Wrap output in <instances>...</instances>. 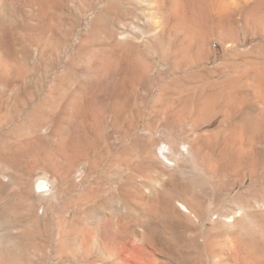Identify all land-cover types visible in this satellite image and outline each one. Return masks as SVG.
Here are the masks:
<instances>
[{"label":"rangeland","instance_id":"rangeland-1","mask_svg":"<svg viewBox=\"0 0 264 264\" xmlns=\"http://www.w3.org/2000/svg\"><path fill=\"white\" fill-rule=\"evenodd\" d=\"M24 1L0 0V264H93L110 199L191 264H264V0Z\"/></svg>","mask_w":264,"mask_h":264},{"label":"bare ground","instance_id":"bare-ground-1","mask_svg":"<svg viewBox=\"0 0 264 264\" xmlns=\"http://www.w3.org/2000/svg\"><path fill=\"white\" fill-rule=\"evenodd\" d=\"M26 1H27V4L28 3L31 4L30 6H32V4L33 5L36 4V5H38V7H44L45 5H47V7H48V5H50V8H52V5H54L55 6V9L53 6L54 10H58V9L63 10V8H64L63 5L60 3L61 1L59 2V0L57 2H54V4L52 2L53 0H51V1L49 0L51 2V4H47L48 0H26ZM26 1H24V2L26 3ZM54 1H56V0H54ZM156 7H158V6H156ZM131 15H132V11L128 10V9L127 10L118 9V11L114 14V16L116 17V21L118 19H119V21H121V20L125 19V17L131 16ZM228 15H226V17ZM154 21H155L154 22L155 26H159L161 21H163V20L160 21V18L159 19L156 18V20H154ZM124 26H126V25L124 24ZM263 26H264V22L262 24V27ZM136 29L137 28H131V32L133 34H136L138 32L137 34H139V31ZM154 31L157 32L158 29L154 30ZM143 37L144 36H142V39H143ZM254 79H255V77H254ZM259 88H260V86H259ZM259 88H257V90H255L256 91L255 95L257 96V98L262 99V101L264 103V87H263V85H261L260 90H259ZM165 148L166 147L159 149V152H158L159 157L160 158L163 157L165 160H169L170 157L173 155H172L171 151H169ZM180 153L181 154L183 153L187 156L188 155L187 148L185 146H182L180 149ZM165 160H163L164 163H165ZM124 179L128 183L135 181V179L132 175H127L124 177ZM121 181H123V180L119 179L118 183H120ZM159 185H160V182L156 181V182H154V185H151V186L157 187ZM45 186H47V183L44 181H40V182L38 181L36 183V188H38V189H41ZM154 187H150V188L146 187V190L151 191L152 188H154ZM110 200H111L110 204L104 203L102 205L103 206L102 209H98L96 206L92 207L94 212L102 213L101 215L104 216V220L102 221L101 225H99V227H98V233H97L96 238L94 239L95 241L93 244L97 250L98 258H100V260L98 258L95 259L97 261H95L93 264H95L96 262L100 263V264H128L127 263L128 260L134 261V259L136 262H133V263H135V264H160V262H161L160 260L158 261L155 258H153L154 259L153 260L152 256H149V255H162V256H165V258L167 257L169 260L176 259L177 262L178 261L180 262V264H191V257H190V255H187L186 251L191 246L193 249H198L199 246L195 241H192L191 243L186 242L180 236L168 237L166 230L160 224L155 222L154 220H149V221L148 220H146V221L141 220L140 221L139 217H138V219H136L137 218L136 217L135 219L128 220L130 216L124 215L122 213L123 211L120 212V210H116V209L114 211V207H115L113 205L114 201L112 199H110ZM104 201L106 202V200H104ZM180 207L183 211L189 213V210L185 205L180 204ZM80 209H82V208L79 207V210ZM84 212L91 213L93 211H91V208L86 207ZM81 213H83V209H82ZM236 215L237 216H235V217H238V214H236ZM86 239L84 241L85 243L88 241V239H87V241H86ZM169 240H171L174 243V248L169 247V245H168ZM148 248H150L151 250L148 251ZM250 253L253 255L252 252H250ZM147 255H148V257H151V260H153V262H149V258H147ZM121 256L124 258H121ZM126 259H127V261L125 262ZM140 259H142V260H140ZM110 261H113V262H110ZM164 263H167V262H164Z\"/></svg>","mask_w":264,"mask_h":264}]
</instances>
